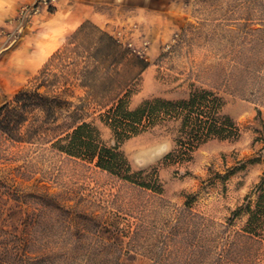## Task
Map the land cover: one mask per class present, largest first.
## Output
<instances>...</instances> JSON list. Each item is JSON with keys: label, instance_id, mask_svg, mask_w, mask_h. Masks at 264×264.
<instances>
[{"label": "rangeland", "instance_id": "rangeland-1", "mask_svg": "<svg viewBox=\"0 0 264 264\" xmlns=\"http://www.w3.org/2000/svg\"><path fill=\"white\" fill-rule=\"evenodd\" d=\"M75 2H0V108L26 88L56 100L0 127V261L28 242L40 264H264V220L244 232L264 178V0H96L89 19ZM204 90L237 134L192 145L206 105L125 117ZM82 122L130 180L58 147Z\"/></svg>", "mask_w": 264, "mask_h": 264}, {"label": "trees", "instance_id": "trees-1", "mask_svg": "<svg viewBox=\"0 0 264 264\" xmlns=\"http://www.w3.org/2000/svg\"><path fill=\"white\" fill-rule=\"evenodd\" d=\"M37 88V87H36ZM33 88H26L19 91L16 95L17 105H4L0 108V127L6 132L10 133V126L21 123L26 113L31 108L40 107L45 111H51L55 106L56 100L51 96H45L39 90ZM219 97L208 90L200 93H192L190 99L172 101V100H157L156 102H147L145 105L127 112L125 117L130 123L141 122L146 116L148 123H152V117L157 114L173 115L177 112H187L197 107L202 108L203 105L208 106L214 113H211L210 118L199 119L195 123V127L189 132V141L192 145L197 142L208 139L212 136L220 138H228L235 133L234 123L230 119L221 120L217 115L219 106ZM97 129H95L89 122H82L74 126L72 131L66 130L64 135L59 138L57 144L61 150L74 156L87 155L90 159L97 158V163L100 167L109 170L125 179L130 180L131 164L126 157L115 147H108L106 145L100 146L97 140ZM64 142V143H62ZM146 187H151L150 184H142ZM259 192L256 199V208L251 206L247 209L248 219L244 229L245 234H249L251 238L259 234V229L263 223L264 217V178L257 186ZM16 246L18 254L13 259L11 264H40L44 259L42 256L33 255L30 251L31 246L28 242ZM23 246V247H22ZM22 247V248H21ZM0 264H5L0 261Z\"/></svg>", "mask_w": 264, "mask_h": 264}, {"label": "crops", "instance_id": "crops-1", "mask_svg": "<svg viewBox=\"0 0 264 264\" xmlns=\"http://www.w3.org/2000/svg\"><path fill=\"white\" fill-rule=\"evenodd\" d=\"M58 1V0H57ZM67 1H70L71 2H75V0H67ZM96 0H87V19L91 18L92 16L94 17L97 12H95L94 10H92V7H93V3L95 2ZM76 3V2H75ZM55 5V4H54Z\"/></svg>", "mask_w": 264, "mask_h": 264}, {"label": "built area", "instance_id": "built-area-1", "mask_svg": "<svg viewBox=\"0 0 264 264\" xmlns=\"http://www.w3.org/2000/svg\"><path fill=\"white\" fill-rule=\"evenodd\" d=\"M44 1V3H46V4H51L52 3V0H43Z\"/></svg>", "mask_w": 264, "mask_h": 264}, {"label": "snow or ice", "instance_id": "snow-or-ice-1", "mask_svg": "<svg viewBox=\"0 0 264 264\" xmlns=\"http://www.w3.org/2000/svg\"><path fill=\"white\" fill-rule=\"evenodd\" d=\"M0 2H2V0H0Z\"/></svg>", "mask_w": 264, "mask_h": 264}]
</instances>
